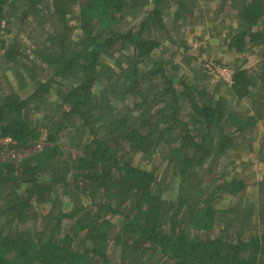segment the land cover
<instances>
[{
	"label": "trees",
	"instance_id": "16d2710c",
	"mask_svg": "<svg viewBox=\"0 0 264 264\" xmlns=\"http://www.w3.org/2000/svg\"><path fill=\"white\" fill-rule=\"evenodd\" d=\"M18 1L24 2L0 0V34L3 21L11 16L6 8H15ZM244 1L235 5L238 31L228 40V48L237 53L244 52L248 43L264 49V28L256 29L264 22V0ZM75 3L24 2V20L46 14L59 21L57 31L48 36L60 52L48 62L55 64L52 77L38 78L34 69L28 74V67L17 71L15 49L2 48L0 60L6 66L13 64L5 71L14 73L18 86L9 94L0 92V140L10 139L12 146L24 148L39 142L41 148L19 162L0 161V218L17 228L15 234L0 228V264H110L107 248L109 231L115 226L113 216L122 221L117 237L119 264H136L132 255L141 249L159 255V264H264V173L256 183L223 176L211 194L200 177L210 165L214 173L246 131L264 120L263 95L258 101L253 97L257 84L264 89V62L256 78L246 68L234 67L228 85L231 98L220 95L218 88L210 96L206 88L184 80L179 91L175 78H168L165 71L166 63L175 65L173 58L165 64L151 61L144 72L139 68L161 46L150 34L153 26L163 27V9L172 8L169 0H86L78 16L81 35L73 43L67 41L73 31L68 14ZM172 3L173 17L190 12L186 0ZM144 7L151 9L139 29L119 30L128 12L141 15ZM111 49L116 64L125 61L117 53L126 58L127 67L120 76L124 79L122 97H115L117 90L109 88L115 73L100 59ZM70 78L74 79L72 87L67 92L58 90L62 114L55 132L45 135L38 117L45 120L48 116L39 114L40 106L50 103L54 83L62 85ZM97 84L101 88L94 91ZM95 94L106 101L99 103ZM127 99L135 102L136 122L130 123L116 109L125 106ZM150 100L164 107L153 115ZM243 100L251 102L252 113L235 109ZM180 103L188 107V119L182 118ZM74 116L86 128L88 141L81 155L65 158L60 155L58 132ZM176 131V139L167 141H171V160L180 177L171 200L151 193L154 171L134 165L128 156L149 153ZM252 186L259 192L258 205L246 199ZM59 190L60 197L55 195ZM225 195L238 199L221 207ZM34 202L44 208L38 211ZM39 219L40 225L29 226ZM237 220L245 231L256 233L248 238L234 232L230 236V224Z\"/></svg>",
	"mask_w": 264,
	"mask_h": 264
},
{
	"label": "rangeland",
	"instance_id": "374dc122",
	"mask_svg": "<svg viewBox=\"0 0 264 264\" xmlns=\"http://www.w3.org/2000/svg\"><path fill=\"white\" fill-rule=\"evenodd\" d=\"M169 1L172 8L163 9V27L153 26V32L150 34L161 46L157 50H154L151 55V60L145 61L139 65L140 72L146 71L151 61H159L165 64L166 59L171 57L175 65L173 66L171 63H166L165 71L168 78H175L174 87H176V89L181 91L180 82L184 80L189 85H195L198 88H206L210 96H212V94L216 92V88H218L219 94L227 98H231L228 84L222 83V85L218 87L219 85H217V82L213 81V78L206 71L209 67L214 66L213 69L220 67L233 70L234 67L240 66L246 68L249 74L254 78L261 73L264 62V49L262 46L248 43L246 45V50L242 53H237L234 49L231 50L228 48L229 37L238 31V7L236 8L235 5H241L245 2L244 0H186L190 12H185L182 18L173 17V12L176 8L172 1L174 2L177 0ZM24 2L18 1L15 8L11 6L6 8V13H11V16L3 21L5 28L0 34V55H2L3 50L15 49V56H17L16 65L18 66H16L17 71L23 70V67H28L30 70H25L28 74L31 73V69H34L38 78L48 79L52 77L55 69V64L48 62L55 57L56 53H60L59 46L54 44L53 38L52 41L49 40L48 36L51 35L52 31H57L59 21L57 17L53 15L45 17L46 14L44 17L37 16L24 20L22 16ZM85 2L86 0H76L75 5L68 14V20L73 28L72 33L69 35V38H67L68 42H77L81 35L78 16L80 8ZM150 9L151 7L141 8L139 12L141 15H135V12L131 11V13L128 12L121 20L120 24H118L119 30L123 31L129 28L135 30L139 29L138 27L140 23H142L144 15H147ZM263 28L264 22H261L256 29L261 30ZM116 47L118 49L119 44ZM112 53L111 49L105 52V55H102L100 59L102 62L105 61L109 67H112L115 73V75L111 77L112 81L109 88L117 90L115 97H122V83H124V79L120 76L123 74L121 69L127 67L126 58L117 53L118 58L125 59V61H121L120 66V64L118 65L115 62L116 55H114L115 58L111 56ZM8 65L12 67L13 64L10 63L7 64V66ZM7 66L4 64L3 60H0V92L5 94L11 93L18 86L14 73L9 70L5 71ZM73 81L74 79L70 78L62 81V85L54 83L51 90L53 92L49 99L50 103H44L40 106L41 111L39 114L48 116V119L46 118L45 120L41 119L40 116L38 117V120L40 119L39 125L44 129L45 135L55 132L54 126L62 114L59 106L61 94L58 90L60 92H67V90L72 87ZM101 85L103 87V84ZM100 88L101 86L97 84L94 91H99ZM263 90L264 89L257 84L253 89V97L258 101L261 99L259 96L263 95L261 100L264 103ZM261 91L263 93L259 94ZM145 93L146 90L143 94ZM98 96L96 95L95 100H98L99 103H103L105 99ZM208 96L206 98H208ZM134 103V100L131 101L127 99L123 102L125 106L121 104L116 108L119 109L123 115L128 116V121L130 123L136 122L137 119L138 112L132 107ZM149 107H152L151 112L153 111L152 113L154 115L164 107V104L155 105L150 100ZM180 108L182 118L188 119L189 110L186 104L180 103ZM235 109L241 111L243 114L249 111L252 113L251 102L248 100L237 103ZM177 133V131L173 132V137L168 136L163 144H159L149 153L131 152V155L128 156V158H132L134 165H139L146 170L154 171L156 180L151 188V193L156 196H163L165 199H171L174 196L180 179L175 162L171 160V141L167 142L172 138L176 139ZM58 138V143L62 150L60 155L65 158L71 155L75 158L82 154L83 147L88 141V134L86 128L82 126L81 120L74 116L69 118L66 126L59 130ZM4 140H0V161L19 162L24 157L38 152L41 148V143L39 142H34L24 148L12 146V140L10 139H7V143H5ZM122 144L125 148H130L123 141ZM130 151L132 150L130 149ZM214 168L215 167H213V169ZM211 169L212 165H210L205 172H200L204 187L209 190L207 191L209 194H211L213 188L216 187L218 178L220 179L223 176L229 179L238 178L247 182L256 183L259 176L264 173V120H261L253 131H246L241 143L237 142L233 149L226 153L214 173L209 171ZM258 193L257 186L249 188L246 193L247 201L255 202L258 205L260 203ZM57 194L59 197L62 196L60 190L55 195ZM35 198L38 199V196ZM224 198V201L220 203V205L222 204L221 207L233 205L238 199L234 201L233 198L228 195H225ZM35 204L34 202L33 205L35 207H39ZM42 208H44V206H40L37 210L41 211ZM111 220L115 223V226L109 231L110 238L108 239L107 249H109L110 264H119L118 255L120 256V247L119 244H117V237L122 233V221L117 216H113ZM38 223H41L40 219L37 222L31 221L29 226L36 227V225H40ZM69 224L70 227L74 225L73 221H70ZM241 226L238 220L232 222L228 230L230 231V236L233 235L232 233L234 232L241 234L244 238H248L256 233V231H254L255 233L247 232ZM0 228H3L6 233L8 231H13L14 234L17 232V228L15 229V227L6 225L5 220L1 218ZM217 233L218 231L216 234ZM150 254L151 252L148 253L141 249L133 253L132 261L136 264H159V255L151 256Z\"/></svg>",
	"mask_w": 264,
	"mask_h": 264
},
{
	"label": "built area",
	"instance_id": "2783aa9c",
	"mask_svg": "<svg viewBox=\"0 0 264 264\" xmlns=\"http://www.w3.org/2000/svg\"><path fill=\"white\" fill-rule=\"evenodd\" d=\"M213 68L214 66L209 67L206 70L207 73H209V75L213 78V81H216L217 83L224 82L227 83L228 85L232 84L233 70H229L228 68L223 69L220 67H216L215 69ZM4 142L7 143V139H5Z\"/></svg>",
	"mask_w": 264,
	"mask_h": 264
}]
</instances>
